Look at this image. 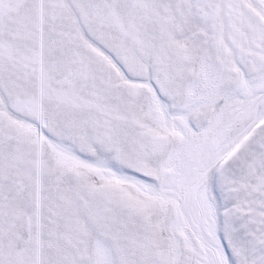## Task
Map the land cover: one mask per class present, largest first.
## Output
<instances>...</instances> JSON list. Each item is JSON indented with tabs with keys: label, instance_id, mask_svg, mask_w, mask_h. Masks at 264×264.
<instances>
[{
	"label": "snow or ice",
	"instance_id": "obj_1",
	"mask_svg": "<svg viewBox=\"0 0 264 264\" xmlns=\"http://www.w3.org/2000/svg\"><path fill=\"white\" fill-rule=\"evenodd\" d=\"M0 264H264V0H0Z\"/></svg>",
	"mask_w": 264,
	"mask_h": 264
}]
</instances>
